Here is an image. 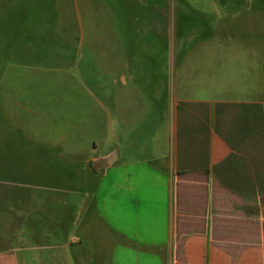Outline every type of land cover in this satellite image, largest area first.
Wrapping results in <instances>:
<instances>
[{
	"label": "rangeland",
	"instance_id": "rangeland-1",
	"mask_svg": "<svg viewBox=\"0 0 264 264\" xmlns=\"http://www.w3.org/2000/svg\"><path fill=\"white\" fill-rule=\"evenodd\" d=\"M236 41L264 75V0H0V251L98 264L100 169L123 135L110 110L150 107L148 135L177 79L201 93L203 58Z\"/></svg>",
	"mask_w": 264,
	"mask_h": 264
},
{
	"label": "crops",
	"instance_id": "crops-1",
	"mask_svg": "<svg viewBox=\"0 0 264 264\" xmlns=\"http://www.w3.org/2000/svg\"><path fill=\"white\" fill-rule=\"evenodd\" d=\"M212 48L201 93L177 79L148 135L150 107L110 110L124 113L113 126L123 135L112 130L100 169L98 264H264V75L251 42ZM0 264H19L16 251L1 250Z\"/></svg>",
	"mask_w": 264,
	"mask_h": 264
}]
</instances>
